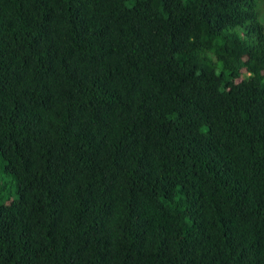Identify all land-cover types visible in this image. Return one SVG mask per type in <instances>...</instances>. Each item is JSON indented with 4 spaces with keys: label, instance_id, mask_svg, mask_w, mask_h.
<instances>
[{
    "label": "trees",
    "instance_id": "16d2710c",
    "mask_svg": "<svg viewBox=\"0 0 264 264\" xmlns=\"http://www.w3.org/2000/svg\"><path fill=\"white\" fill-rule=\"evenodd\" d=\"M263 6L0 0V264H264Z\"/></svg>",
    "mask_w": 264,
    "mask_h": 264
},
{
    "label": "rangeland",
    "instance_id": "374dc122",
    "mask_svg": "<svg viewBox=\"0 0 264 264\" xmlns=\"http://www.w3.org/2000/svg\"><path fill=\"white\" fill-rule=\"evenodd\" d=\"M260 11V10H259ZM260 15H263L264 16V6L262 7V9H261V13H260Z\"/></svg>",
    "mask_w": 264,
    "mask_h": 264
}]
</instances>
